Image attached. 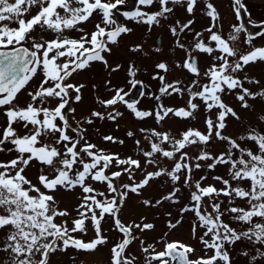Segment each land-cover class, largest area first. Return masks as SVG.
<instances>
[{"label":"snow or ice","instance_id":"1","mask_svg":"<svg viewBox=\"0 0 264 264\" xmlns=\"http://www.w3.org/2000/svg\"><path fill=\"white\" fill-rule=\"evenodd\" d=\"M198 2L138 0V5L148 7L158 3L159 10L147 12L137 7L135 11L122 15L137 24L147 25L151 31L153 25L159 26L161 20L174 16L175 6L184 7L192 16ZM123 3L124 0H116L115 3L111 0H0V109H4L3 115L6 117V126L0 132V152L16 153L11 160L0 162V231L4 233L0 236V253H4L0 264H49L52 254L56 251L67 252L69 248L94 252L99 246L109 243L105 234L108 230H114L121 236L110 249V264H141L137 256L127 252L136 240H140L143 264H232L229 249L237 242L252 245L254 254L246 250L240 253L248 259V264H264V130L248 125L244 133L235 138L223 134L227 117L240 120L237 112L224 103L222 97L225 93H235L243 108L251 107L248 99H264V87L253 92L244 86L245 83L259 85L258 80L239 75L249 64L264 62V47L251 46L253 34L243 41L250 48L241 51L237 43L240 34L246 31L241 12L243 10L245 15H249L247 7L243 0H232L240 23L233 26V31L226 38L220 31V14L211 0H203L204 15L211 21L210 26L204 29L209 34L207 42L204 32H197L191 27L194 19L183 23L175 19L173 24L168 25L172 36L176 37V47L186 53L183 63H176V67L186 70L194 79L187 85L179 78L169 82L166 75L160 74L161 71L165 74L170 71L168 63H157L155 67L158 71L152 77L160 81L159 95H155V112L138 110L136 102L125 100L126 93L121 94L124 92L122 88L109 89L115 92L110 99L96 98L105 111L92 110L90 115L75 121L73 125L65 111L67 108L69 112H75V108L69 107L68 90L74 89L75 100L79 102L84 85L76 87L66 81L92 62L108 66L104 53L111 54L109 45L117 44L122 34L132 31L114 18L113 10ZM97 11L101 15V22H97L95 30L88 33L80 25L88 22ZM66 31H76L81 35L71 38L65 35ZM185 33L193 34L191 43L181 42ZM255 35H264V32ZM130 50L142 51V46L135 45ZM154 50L159 52L161 49L157 47ZM194 53L210 56V66L201 71ZM119 67L117 65L112 71ZM137 71L130 64L128 75L135 77ZM38 73L43 77L39 86L27 92L30 100L23 107L19 106L16 103L18 94ZM107 83L110 84V81ZM130 83L135 86L142 82L132 79ZM173 94L181 97L187 94L186 106L166 107L161 98ZM197 99L203 103L206 113L217 110L215 119L211 116L205 118L206 131L189 127L180 132L177 138L169 131L139 129L149 148L144 150L141 140L135 139L136 148L145 158V166L152 165L156 169L146 172L139 182L135 181L134 174L144 169L140 160L131 156L121 158L118 153L106 152L86 138L84 124L90 126L96 119L116 122L123 115L114 107L118 103H124L141 121L155 115L159 124L169 114L180 119H195L194 114L200 108L194 102ZM52 101L56 103L49 106ZM109 108L112 111H108ZM259 120L264 123V116H260ZM18 126L25 130L23 134L17 131ZM127 136L132 138L135 133L128 131ZM102 139L124 143L112 135H105ZM215 141L223 142L225 147L218 151L214 146L209 147L210 142L214 145ZM249 143L255 145V151L248 146ZM165 145L170 147L166 148ZM192 146H199L198 154L194 156L186 150ZM158 155L167 158L172 167L163 166L156 158ZM33 162L44 166L38 176L40 186L33 184L25 175ZM113 163L121 170L111 171ZM218 165L227 166L228 178L216 175L212 179L223 187L203 185L208 179L207 175L193 180L194 170L204 168L211 171ZM45 168L51 169V172L46 174ZM124 175L131 183L114 182ZM182 175L183 186L189 189V202L180 208V219L176 223L169 220L167 227L176 228L182 222L184 213L194 214L193 236L197 224L205 229L200 237L205 255L195 260L189 258L195 249L181 241H164V248L159 251L155 244H146L136 234V230L144 233L154 228L152 223L143 222L145 218H141L139 223L131 221L127 224L120 218L129 192L139 195L150 181L159 178L167 177L173 187L154 202L145 199L142 203L146 207H158L166 201L180 203L181 188L175 185L181 181ZM89 179L105 185V190L94 188L88 183ZM245 181L249 182L247 188L242 186ZM76 187L82 190L79 197L81 202L75 208L77 215L71 219L69 227V221L65 218L70 213L67 209H61L54 195L49 193L60 188L71 191ZM221 196L227 199V203L220 199ZM237 199L246 201V206H236ZM167 215L171 216V213ZM225 217L229 222H225ZM108 220H111V226L105 230L102 223ZM89 223L94 238L86 242L75 234L86 235ZM232 224L238 227H232ZM164 235L167 236V233ZM209 249L212 250L210 256L207 255ZM71 259L75 260L76 257Z\"/></svg>","mask_w":264,"mask_h":264},{"label":"rangeland","instance_id":"2","mask_svg":"<svg viewBox=\"0 0 264 264\" xmlns=\"http://www.w3.org/2000/svg\"><path fill=\"white\" fill-rule=\"evenodd\" d=\"M105 2H107V0H105ZM111 2L115 3L116 0H111ZM211 2L220 14V31L226 38L233 31V26L240 23L232 7V0H211ZM243 3L247 7L249 15H245L242 10L241 15L246 26V31L240 34V39L237 43L240 46L241 51H244L251 46L264 47V35H255L257 32H264V0H243ZM137 7H139L141 11L147 12L159 10L158 3H154L153 6L148 7L138 5V0H124L123 4L118 5L117 9L113 10L114 18L117 19L119 23L132 29V31L128 34H122L118 38L117 44L109 45L112 49L111 54L104 53L108 66L106 67L105 64L101 62H95L94 64L91 63L89 67L74 73L66 81V83H74V86L76 87H79L81 84L84 85L80 91L81 101L79 102L75 100L76 93L74 89L71 88L68 90L69 107L75 108V112H69L67 108L65 111L69 116L70 123H73V125L75 121L82 120L84 117L90 115L92 110L104 112L105 109L97 103L96 98L99 97L103 100L110 99L112 93L114 96L115 92L110 91L109 89L122 88L124 92L121 94H124L128 90L132 89V84L130 83L132 79L142 82L143 87L142 93L144 95H141L136 102L138 110H151L155 112L157 105L155 95H159L160 81L158 79H153L152 77L158 71L155 67L158 60L166 59L165 62L169 65L170 71L167 74L162 71L160 72L161 75H166L167 81L170 82L175 78H179L183 81L184 85H187L194 79V77L186 70L176 67V63H183L186 53L184 50L176 47V37L172 36L168 25L173 24L175 19H179L181 23L186 22L188 19H194L195 23L191 27L197 32H204V29L210 26L211 21L210 18L204 15L205 9L203 0H199L198 6L194 10L192 16L188 15L184 7L175 6L174 16H171L169 20H161L159 26L153 25L151 31H149L147 25L137 24L132 20L126 19L122 15L124 12L135 11ZM33 14H35V9H33ZM249 20L252 22L249 23ZM97 22H101V15L98 11L94 12L88 22H85L80 26L83 27L86 32L91 33L95 30V24ZM11 26L14 27L15 25ZM249 34L254 35L251 46L243 43ZM65 35L71 38H78L81 34L76 31H66ZM208 35L209 34L207 32H204V39L206 42ZM160 40L162 42L161 44H158ZM192 40L193 34H182L181 42L191 43ZM135 45H141L142 51H131L130 49ZM157 47L161 49L159 52L154 50ZM194 54L199 56V67L201 71L205 70L212 63V58L210 56L203 53ZM130 64L134 65L138 69L135 77H130L128 75ZM117 65H120L119 69L112 71V68H115ZM239 75L241 77L247 75L250 78L258 80L260 82L259 85H250L245 83L244 86L249 87L253 92L259 91L261 87H264V62L257 61L256 63L249 64ZM42 79V75H37L29 82L26 89L22 90L21 93L18 94L16 103H18L19 106L23 107L25 103L30 100L27 92L34 91L39 86ZM108 81H110V84L107 83ZM202 82L205 81L202 80ZM161 99L166 107H184L186 106L188 96L185 94L181 97L173 94L170 97L165 96ZM222 99L224 103L231 106L240 117V120H236L231 116L227 117V127L223 134L233 135L235 138L236 135L243 134L248 125L258 126L261 130H264V123L259 120L260 116H264V99H261L260 97H257L256 99H248V103L251 105L250 108L241 107V102L236 99L235 93L231 95L225 93ZM194 102L200 105L199 110L194 114L195 119H180L169 114V117H167L164 121H161L159 124L156 122L155 115L141 121L134 117V114L124 103L120 104L121 106L115 105V109L123 115L119 117L116 122L108 121L107 119L103 121L96 119L90 126L84 124L83 127L87 129L85 135L89 142L96 144L99 148L104 149L106 152L118 153L121 158L131 156L134 159L140 160L144 169L143 171L138 170L134 174L135 181L139 182L146 172L156 170L152 165L145 166V158L136 148L134 143L135 139L141 140V145L144 150H148L149 148L147 141L143 139V134L139 132V129L154 128L158 131H169L173 135L177 136V138H179L180 132L187 130L189 127L206 131L204 123L205 118L207 116H211L215 119L217 110L214 109L211 113H206L204 111V105L199 99ZM55 103L56 101H52V104L49 106H53ZM108 111H112V108H109ZM3 112L4 109L0 111V132H2L3 127L6 126V117L3 115ZM241 121L243 123H241ZM17 131L20 134H23L25 130L22 126H18ZM128 131H133L135 136L132 138L128 137ZM70 134L75 135L73 133ZM105 135H112L117 138V140H123L124 143L119 144L106 142L102 139ZM213 146L216 151L225 147L224 143L220 141H215L214 145L210 142L209 147ZM248 146L252 147L255 151L254 144L249 143ZM6 147H11V145H7ZM165 147L169 148L170 146L165 145ZM186 150L190 153V155L194 156L198 154L199 146H192ZM216 151L213 152L214 155L216 154ZM15 156V152H0V162H7ZM156 158L160 160V163L163 166L168 168L172 167L171 162L168 161L167 158H162L159 155ZM41 167L44 166L38 162H33V164L25 171L26 177L31 180L33 184H37V186H40L38 184V176L40 175ZM120 170L121 168L117 167L115 163H113L111 171ZM45 172L46 174L50 173L51 169L45 168ZM192 175L193 180L199 179L202 175H207L208 179L203 182V185L215 184L217 188H221L223 185L214 181L212 177L222 175L227 179V166L218 165L215 170L211 171L204 168L194 170ZM114 182L116 184L131 183L127 175L116 179ZM88 183L92 184L94 188L101 191H104L106 187L105 185L93 182L90 179ZM175 186L181 188V193L179 194L181 196L180 203L173 204L166 201L158 207H146L142 201L149 199L154 202L162 195L167 194V192L173 187L171 181L168 180L167 177L150 181L149 185L142 189L139 195L129 192L128 198L121 210L120 218L126 224L131 221L139 223L141 222V218H145L143 222L152 223L154 228L152 230L145 231L144 233H139L138 230H136V234H138L141 239L145 240L146 244H155L156 249L159 251L163 250L164 241H181L195 249V252L190 255V259L195 260L198 257L205 255L204 246L200 243V237L203 235L205 229L200 228L197 224V231L195 236H193L192 224L195 221L194 214L192 212L184 213L182 222L176 228L169 229L167 227L169 220H171L172 223H176V221L180 219V208L189 202V189L183 186V175L181 176V181H179ZM242 186L245 188L249 187V182L245 181ZM41 190L45 191L42 187ZM49 194L54 195L56 200L59 202V207L61 209L68 210L70 216L65 219H68L69 227H71V219L77 215L75 208L81 202L79 199V197L82 196L81 188L76 187L71 191H66L60 188L56 192ZM220 199L227 203V199L225 197L221 196ZM235 205L245 207L246 201L237 199L235 201ZM168 213H171V216L167 215ZM224 219L225 222H229L228 217H225ZM57 222H60L59 218ZM110 226L111 220H108L106 223H102V228L105 230L110 229ZM232 227L238 226L236 224H232ZM165 233H167V236L164 235ZM3 234L4 233L0 231V236ZM105 234L109 238V243L104 246H99L96 251H77L73 248H69L67 252L56 251L51 255L49 264H110V249L116 240L121 238V236L114 230H108ZM75 235L87 242L94 238V231L89 223L86 235ZM205 238L207 239V237ZM226 247L228 246L226 245ZM242 250H246L249 251L250 254H254V249L251 244L246 242H237L229 249L230 256L232 257V264H248V259L240 255ZM127 252L137 256V258L140 259L141 264H143V254L140 251V240L134 241L127 249ZM207 255H212V250H207ZM71 257H76V259L73 260ZM3 259L4 253H0V262H2Z\"/></svg>","mask_w":264,"mask_h":264},{"label":"water","instance_id":"3","mask_svg":"<svg viewBox=\"0 0 264 264\" xmlns=\"http://www.w3.org/2000/svg\"><path fill=\"white\" fill-rule=\"evenodd\" d=\"M138 89H139V86H135L134 91H133L131 96H135L137 91H138Z\"/></svg>","mask_w":264,"mask_h":264},{"label":"flooded vegetation","instance_id":"4","mask_svg":"<svg viewBox=\"0 0 264 264\" xmlns=\"http://www.w3.org/2000/svg\"><path fill=\"white\" fill-rule=\"evenodd\" d=\"M159 61H163V62H165L166 61V59H161V60H159ZM112 96H113V94H112ZM111 96V97H112ZM126 101H128V102H130L127 98L125 99ZM111 109V108H110Z\"/></svg>","mask_w":264,"mask_h":264}]
</instances>
